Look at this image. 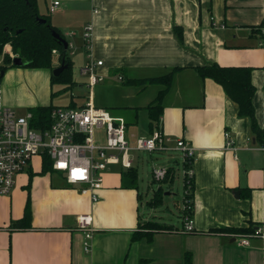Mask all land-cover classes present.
<instances>
[{"label": "crops", "instance_id": "crops-1", "mask_svg": "<svg viewBox=\"0 0 264 264\" xmlns=\"http://www.w3.org/2000/svg\"><path fill=\"white\" fill-rule=\"evenodd\" d=\"M54 1L59 3L49 12ZM37 7L62 33L67 47L71 44L72 55L82 59L80 79L72 70L81 97L74 100L76 107L90 100L130 125L136 121L124 112L132 111L136 119L163 86L124 84L123 79L161 76L181 67L163 96L159 124L166 135L194 147L196 232H155L151 241H132L142 217V198L138 189L121 186V169L107 166L93 201L78 186L67 184L63 172H41V154L32 160L37 167L31 161L15 176L10 193L0 195V264H184L185 251L191 252V264H264V237L250 236L249 244L242 245L239 237L207 233L219 227L264 228V0H37ZM87 23L93 28L88 51L82 40ZM10 49L6 44L4 50ZM88 54L102 61V79L92 87L81 72ZM212 62L252 68L261 142L251 131L250 119L238 115L237 104L222 87L193 68ZM53 65L59 66L58 58ZM21 67H9L15 70L4 79L14 71L20 75ZM42 70L46 75L34 72L29 88L16 77L15 84L0 90V105L25 115L32 106L52 104L46 89L51 70ZM225 132L235 149L224 148ZM27 202L30 225L14 227ZM80 214L92 217L89 251L83 248L84 233L77 224Z\"/></svg>", "mask_w": 264, "mask_h": 264}, {"label": "built area", "instance_id": "built-area-1", "mask_svg": "<svg viewBox=\"0 0 264 264\" xmlns=\"http://www.w3.org/2000/svg\"><path fill=\"white\" fill-rule=\"evenodd\" d=\"M58 3L54 1L48 8L49 12ZM92 31L91 23L83 26V47L87 51L91 47ZM68 47L71 49V44ZM52 53L57 55V50L52 49ZM101 65V60H95L88 54L81 72L87 75L89 87L102 79L98 73ZM118 78L122 79L121 76ZM50 116L49 127L38 130L30 126V112L18 115L13 109L0 105V195H8L14 186L15 176L41 154L51 159L53 170L65 174L67 184L78 186L80 193L88 194L93 201L98 199L97 191L103 186L107 166L118 164L123 168L131 167L135 152L178 151L182 165L190 162V166L184 169L183 177L187 180L194 177V147L183 138H172L163 133L160 124L148 135L129 133L123 117L112 115L109 110L94 105L90 100L80 107L55 106ZM224 136V148L235 149L230 133L225 132ZM167 169L166 165L152 168V178L162 181ZM185 193L184 189L183 195ZM182 210L181 232L187 233L194 229L190 213L192 205L183 197ZM76 219L84 233L83 248L89 251L94 230L92 217L90 214H80ZM250 236L264 237V228L257 227L248 235L236 237H239V244L248 245Z\"/></svg>", "mask_w": 264, "mask_h": 264}, {"label": "trees", "instance_id": "trees-1", "mask_svg": "<svg viewBox=\"0 0 264 264\" xmlns=\"http://www.w3.org/2000/svg\"><path fill=\"white\" fill-rule=\"evenodd\" d=\"M44 19V22L40 20ZM177 28V27H176ZM179 36L180 29H176ZM53 31L58 32L63 38L59 30L54 27L47 14H41L37 7V0H0V79L12 64V54L17 55L26 62L24 67L37 69H50V83L64 84V89H70L75 85L73 80L72 67L73 62L69 57V48L53 36ZM6 44H9L10 53L4 50ZM52 49L57 50V58L59 64L63 61L67 65L59 75L54 76L52 70L53 56ZM196 72L203 78H210L218 83L225 94L237 104V113L241 117H248L251 122V131L258 141L263 139V129L257 123L254 116L253 94L255 87L251 81V70L249 66H227L220 65L216 62L198 64L193 67ZM181 69L180 66H175L167 74L150 77V78H126L123 79L124 84L130 85H147L160 84L163 87L159 90L156 97L150 102L145 109L147 111L148 123L147 133L151 134L154 128L159 127L160 116L163 111L162 99L167 92L171 82L173 73ZM68 107H76V103L72 98L66 105ZM55 105H36L29 108L31 117L29 119L30 126L34 129L45 130L51 123L50 112ZM128 125V122H125ZM42 170L41 172L53 171L51 167V159L42 154ZM190 166V162L183 164L184 169ZM121 186L123 188L138 189V169L132 165L128 168H121ZM174 177V169L168 166L165 178L159 183L171 184ZM184 189L186 193L183 199H187L193 205L194 195V178L187 180L183 177ZM164 189L160 184L152 191V197L146 202L149 209L160 207L163 204ZM140 201L141 194L138 193ZM183 213V210L181 211ZM192 215V212H190ZM181 217V214H180ZM30 208L27 202L23 217L13 222L14 227H24L30 225ZM181 225L175 226L170 223L162 222L154 218H140L138 229L133 233L131 240L145 238L151 241L155 232H181ZM253 227H219L211 228L207 233H226L232 236H245L253 232ZM190 232H196L194 229ZM188 233V232H187ZM140 261L139 264H142ZM192 263L191 252H184V264Z\"/></svg>", "mask_w": 264, "mask_h": 264}, {"label": "rangeland", "instance_id": "rangeland-1", "mask_svg": "<svg viewBox=\"0 0 264 264\" xmlns=\"http://www.w3.org/2000/svg\"><path fill=\"white\" fill-rule=\"evenodd\" d=\"M74 50L71 49V54L69 57L73 60L72 70L74 71L75 78L80 79L79 68L81 66L82 59H78L75 55H72ZM53 62H57V56H53ZM55 65V64H54ZM84 65V64H83ZM57 67V66H56ZM55 68V66H54ZM21 73L18 75L16 71L13 72L10 79L7 81L4 79L11 70L8 68L2 78L0 79V90H5L4 88L8 87V84L17 82V78H20V84H23L26 88L28 81L32 80L34 74L37 72L46 75L47 71L42 69H33L31 67H21ZM27 70V71H26ZM38 70V71H35ZM35 72V73H34ZM46 72V73H45ZM27 74V75H26ZM80 77V78H79ZM82 78L86 79V75L83 74ZM88 81V78H87ZM64 84L53 83L47 85L46 89L48 94L51 95V103L55 105H66L71 96L75 101H80L81 97L79 96L78 86L73 85L70 89H64ZM49 88V89H48ZM46 90V91H47ZM48 103H50V97L47 98ZM112 113H115V108H109ZM23 113V112H21ZM124 114L131 121H136L128 125L127 131L129 133H135L137 135H142L147 133V123L148 117L145 108L139 110L137 118L135 119L134 113L132 111H125ZM135 155L138 156L137 160L134 161V166L138 169V190L141 194V204L140 212L144 218H154L156 220L173 224L175 226L179 225L181 222L180 214L182 207V197L184 193L183 187V174L184 168L182 165L181 154L178 151H159V152H135ZM39 156V155H38ZM36 157V156H35ZM33 160V159H32ZM31 160V161H32ZM33 162V161H32ZM35 167H37V161L33 162ZM172 166L174 169V177L171 184L168 183H159L152 178L151 170L157 166ZM114 169H121L120 165H111ZM163 186V204L160 207L149 209L146 206V202L152 197V191L156 189L159 185Z\"/></svg>", "mask_w": 264, "mask_h": 264}, {"label": "water", "instance_id": "water-1", "mask_svg": "<svg viewBox=\"0 0 264 264\" xmlns=\"http://www.w3.org/2000/svg\"><path fill=\"white\" fill-rule=\"evenodd\" d=\"M41 22H44V19H41L40 20ZM53 36L55 37V38H57L63 45H64V47L66 48L67 47V41L58 33V32H56V31H53ZM12 64L13 65H18V66H24L25 64H26V62L25 61H23L20 57H18V56H15V57H13L12 58ZM67 67V65L66 64H64V62L62 61L60 64H59V66H57L56 68H53V70H52V74L54 75V76H57V75H59L60 74V72L64 69V68H66ZM3 74V73H2Z\"/></svg>", "mask_w": 264, "mask_h": 264}]
</instances>
